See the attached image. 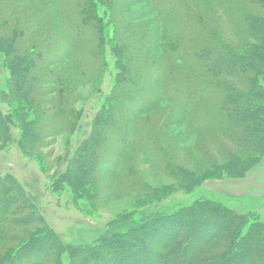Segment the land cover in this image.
Wrapping results in <instances>:
<instances>
[{
    "label": "trees",
    "instance_id": "obj_1",
    "mask_svg": "<svg viewBox=\"0 0 264 264\" xmlns=\"http://www.w3.org/2000/svg\"><path fill=\"white\" fill-rule=\"evenodd\" d=\"M28 1L0 0V45L11 55L18 53L20 60L14 67L18 78L11 64H4L0 74L7 75V70L12 81L16 78L35 112L30 120L22 116L17 120L13 95H5L9 109L5 113L0 108V116L20 130L15 138L9 125L5 143L13 142V136L24 151L32 150L43 143L42 135L49 127L56 133L70 126L80 129V115L68 121L56 104L55 111L48 112L42 93L33 85L39 78L35 76L36 68H48L51 60L62 57L73 63L80 79H86L93 68L102 83L108 73L104 57L107 31L112 27L117 72L113 87H109L111 94L101 102L102 110L94 114L91 130L81 142L82 149L70 156L67 171L70 166L73 169L68 173L81 184H98L95 169L100 163L98 154H108L104 146L114 148L118 165L125 160V151L134 147L143 153V163L155 165L164 175L177 180L181 190L189 192L206 178L243 176L259 161L264 135L263 17L244 13L236 6L224 7L225 15L235 21L229 27V37L256 36L261 43L240 46L225 37L216 19L221 16L208 0H55L33 9L27 7ZM243 1L264 8V0ZM140 2L146 5L134 17L154 18L129 23L134 17L125 6ZM99 3L107 7L106 16L100 15ZM57 14L62 27L49 26ZM32 23L42 26L32 28ZM39 35L45 41L32 50L28 45ZM56 78L63 82L58 75ZM164 100L172 102L180 113L168 111L166 116L170 114L171 120L186 122L195 134L222 136L246 153H236L215 140L212 143L222 160L206 152L202 159L207 167L200 163L198 170L189 171L175 166L173 161L177 159L172 158L169 141L159 130L157 120L149 119L147 126L142 118L149 107ZM73 114L69 113V117ZM135 157V153L129 154L133 162ZM10 179L0 180V223H40L45 226L41 235L45 240L34 244L39 236L32 235L38 228L27 230L23 237L7 235L0 226V263L64 264L61 258L57 260L61 250L59 233L44 221L29 191ZM205 197L193 205L167 211H162L161 200L149 213L147 206L141 207V219L136 216V220L113 223L98 244L87 239L71 240L74 251L67 264H264V222L254 213L236 211L219 198ZM140 230L143 233L139 234ZM129 237L144 243L123 244ZM217 247L220 249L214 251Z\"/></svg>",
    "mask_w": 264,
    "mask_h": 264
},
{
    "label": "rangeland",
    "instance_id": "obj_2",
    "mask_svg": "<svg viewBox=\"0 0 264 264\" xmlns=\"http://www.w3.org/2000/svg\"><path fill=\"white\" fill-rule=\"evenodd\" d=\"M49 1L53 2L55 0H29L26 4L27 7L33 9V6L42 5ZM208 3L221 16L220 19L217 17L216 19L224 31L225 37L230 34L229 27L235 21L225 15L224 7L236 6L242 9L244 13L259 15L264 18L263 7H258L243 0H208ZM144 5H146L145 2L128 4L125 9L127 13L134 17L142 12V6ZM106 9L107 7L102 3L98 4L101 16L105 15ZM107 17L105 18L107 19ZM153 18V15L137 16L130 19L129 23L140 24ZM53 19L49 22V26L62 27L63 22L58 14ZM210 21L212 20L210 19ZM41 26L40 23L35 25L32 23V28H41ZM43 27L46 28L45 25ZM107 32L108 41H106L104 57L108 73L103 81L101 80L102 83L100 82V76H97L93 68H90L85 76L86 79H80V74L73 63L62 57L51 60L52 62L48 65V68H36V74L35 71L33 72L35 76L39 77L38 80L36 78L37 83L35 82L33 85L36 84L37 89L42 93L41 98L46 102L45 106L48 112L52 113L56 104V106H61L62 113L68 121H74L75 114V117L80 115L81 126L79 130L70 126L60 131V133H56L54 129L49 127L44 130L42 135L44 141L40 146L24 151L20 148L18 139H14L15 136L18 137L20 131L18 127L16 128L14 124L9 123L7 119L0 116V130H2V132L0 131V180L11 178L12 181L16 180L24 188V191H29L36 204V209L44 217V221L57 230L61 238L58 241L61 250L58 253L57 260L61 258L64 264L71 262L74 251L71 244H69L71 240L87 239L88 242L98 244L113 223L129 222L131 219L136 220V216L141 219L144 215H141L138 209L147 206L149 213L157 205H160L156 203L158 200H161L162 211H167L172 208L178 209L182 206L193 205L195 201L205 196L215 197L242 214L254 213L256 218L264 222V135L261 140V146L263 147L261 158L258 162L252 164L243 176L224 174L221 177L206 178L189 192L181 190L177 180L164 175L155 165L148 162L143 163L146 161L143 153H140L134 147L125 151V160L118 165L113 156L114 148H110L108 145L104 146L109 155L98 154L100 163L95 169L98 184L89 181L81 184L71 173H68L72 168L70 166L67 171L70 156L73 155L74 151L82 149L81 142L87 132L91 130L94 114L102 110L101 102L104 103L108 99L111 94L109 87H113L117 63L111 40H113L115 31L110 27ZM226 38L233 44L240 46L261 44L259 43L260 39H256V36L243 35L228 36ZM44 41L43 35H39L28 46L33 50L39 45L41 46ZM3 47V45H0L1 71L5 70L4 64H7L6 66L11 64L13 65L14 76L18 78L16 75L18 70L14 68L17 67L15 63L19 60L18 53L11 55V52ZM6 72L7 75L0 74V108L5 113L7 112L9 104L4 97L7 93H10L15 101L16 119L19 120V117L22 116L24 119L30 120L34 117L35 112L32 106L26 102V90L19 89L16 78L15 81H12L11 76L9 78V72L7 70ZM57 75L63 81L62 83L56 78ZM231 81L233 82V80ZM168 111L170 114L174 112L180 116L178 108L172 102L164 100L149 107L142 114V118L145 123L147 122V126L149 119L152 121L157 120L159 130L169 141V151L172 158L177 159L173 161L175 166H182L189 171L198 170L200 163L207 167L209 165L204 163L202 159L206 152L213 155L214 159L220 160L218 147L212 143L215 140L230 147L236 153H246L222 136L190 132L186 122L182 120L175 121L177 118L171 120L170 114L166 116ZM71 112H74V114L69 117ZM192 113L194 111L190 114ZM9 125L13 136H15H12L13 142L5 143L4 139L7 137L6 130ZM256 141L260 142V140ZM131 153H135V162L129 158ZM77 159L78 156L72 162V165L75 164ZM137 159L140 162L136 161ZM143 159L145 161H142ZM150 194L153 196L150 197ZM144 202H148V204H142ZM130 223H134V221ZM0 226L5 228L4 231L7 235L14 236L18 234L23 237L27 236V230L38 228L39 231L32 235L33 238L36 235V237L39 236L34 244L42 243L45 240L41 236L45 233L43 232L45 226L40 223L32 222L23 225L0 223ZM189 230L191 231L193 228H189ZM141 233L143 231L140 230L139 234ZM184 234L186 235V233ZM130 243L142 245L144 242L133 237L126 238L123 241V244ZM239 243L241 244L240 241ZM153 244V248H156L155 243ZM12 245L9 244V247ZM237 248H240V245ZM219 249L220 247H217L213 250L218 251ZM227 260L222 261L227 262Z\"/></svg>",
    "mask_w": 264,
    "mask_h": 264
}]
</instances>
